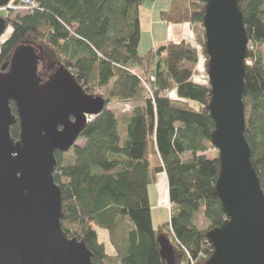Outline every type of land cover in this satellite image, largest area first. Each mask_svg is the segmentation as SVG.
<instances>
[{"label":"trees","instance_id":"1","mask_svg":"<svg viewBox=\"0 0 264 264\" xmlns=\"http://www.w3.org/2000/svg\"><path fill=\"white\" fill-rule=\"evenodd\" d=\"M35 1L38 8L28 14L2 16L12 31L0 44V68L15 48L29 44L47 67L63 65L87 95L105 103L86 123L78 137L84 143L75 144L72 155L54 152L66 236L84 244L91 264H166L160 234L173 243V264H204L212 252L206 234L227 218L214 192L219 162L211 143L210 87L193 79L199 59L206 70L204 31L196 45L170 40L139 54V7L152 0ZM238 4L251 46L244 137L264 194V0ZM204 13V0H171L159 17L165 24L202 28ZM112 101L131 103L130 115L116 114ZM11 110L17 117L12 103ZM19 134L17 119L10 135L18 141ZM158 173L166 177L170 220L153 228L147 189ZM196 215L206 228L196 225ZM101 231L111 253L99 240Z\"/></svg>","mask_w":264,"mask_h":264},{"label":"water","instance_id":"2","mask_svg":"<svg viewBox=\"0 0 264 264\" xmlns=\"http://www.w3.org/2000/svg\"><path fill=\"white\" fill-rule=\"evenodd\" d=\"M7 2L0 0V6ZM204 2L211 143L219 162L214 192L227 216L206 234L212 252L204 264H264V194L244 137L248 39L239 0ZM5 29L0 17V35ZM39 60L20 45L0 68V264H91L84 244L68 238L60 224L54 152L75 144L87 117L103 110L104 99L87 95L63 65L38 88ZM17 119L15 142L10 127ZM157 242L162 259L173 264L171 241L160 234Z\"/></svg>","mask_w":264,"mask_h":264},{"label":"rangeland","instance_id":"3","mask_svg":"<svg viewBox=\"0 0 264 264\" xmlns=\"http://www.w3.org/2000/svg\"><path fill=\"white\" fill-rule=\"evenodd\" d=\"M15 13H12V15H9L8 17L13 18L16 15H21V12H19V13L15 12ZM4 15H6V12H4L3 10H0V17H2ZM142 15H143L142 20H143L144 17H146V12L142 11ZM143 23L144 24H143L142 39H141V42H140V45L138 48L139 54H143L149 50V48H150L149 47V44H150L149 40L151 39V34H152V33L150 34L149 26L147 27L148 22L144 21ZM186 24H189V23H186ZM180 25H182V24H180ZM190 25H192V24H190ZM193 26H194V28L192 27L193 30L192 29L190 30L189 35H191L193 37V41L197 42V40L201 37V33H202L201 29L203 30V28H201L199 25L198 26L193 25ZM11 31H12V25L10 23L6 24V29H5L4 33L2 35H0V44H2L4 41H6L9 38V36L11 35ZM184 33H185V30H184ZM188 33H189V31H188ZM195 42H191V43L196 45ZM21 46L31 49L34 52V54H36V56H38L40 58V60L38 61V67H37V76L42 78L41 83L38 84V88H40L41 86L44 85V83H46V81L48 80V77L53 72H55V70L58 66H52V67L48 66L47 67L46 64L43 63V61L41 59V54L38 51V49H36L35 47H33L29 44H21ZM248 48H251V46L247 44V49ZM260 53H261V56H262L263 61H264V49L263 48L260 49ZM245 62H246V65L249 64V61L245 60ZM204 68H205V66L203 63V58L199 59L198 64L196 66V71H197V72H195L196 76H194L195 78H193L196 80V82L207 81V78H205L206 70ZM6 72H7V70L2 72V74L6 73ZM150 80H152V78H150ZM174 94H175L174 91L169 92L168 97L173 98L175 96ZM149 95H150V93H149ZM132 107H133L132 104L129 102L112 101L109 104V108L113 109L116 114H123L127 117L130 115V111L132 110ZM90 117L91 116L87 117L86 123H88L92 120ZM18 141H15V142H18ZM83 143H84L83 139H77L75 142V144H77V145H82ZM72 147L70 148L71 150L69 149L67 151L70 153V155L73 154ZM213 156H214V153H211V152L207 153L208 158H213ZM147 190H148V201H149V207H150V215H152L151 216L152 226H153V228H156L158 225H160L164 222H168L170 220L171 205L168 201V188H167L166 177L162 173H158L156 176V182L154 184L148 185ZM194 222L196 223V225H198L200 228H203V229L206 228V226H207L206 222L202 221L199 215L195 216ZM99 240H102L105 242V244H106L105 247H106L107 252L111 253L112 248L110 247V244L108 241V236H107V233L105 231L100 232ZM172 245H173V243H172ZM173 257H174V255H173Z\"/></svg>","mask_w":264,"mask_h":264},{"label":"crops","instance_id":"4","mask_svg":"<svg viewBox=\"0 0 264 264\" xmlns=\"http://www.w3.org/2000/svg\"><path fill=\"white\" fill-rule=\"evenodd\" d=\"M170 1L171 0H152V1L142 2L141 6L139 7V26H140L139 45L142 39L144 21L148 22L147 27L149 26L150 34L152 33L151 39L149 40L150 42L149 49L164 44L170 40H174V41L185 40L186 42H195L193 41V37L189 35L192 27L194 28L193 25L186 23L182 25H169V24H165L163 21L160 20L159 17L160 12L165 11L169 8ZM141 10L146 12V17H144L143 20H142L143 15ZM162 174L164 175V173Z\"/></svg>","mask_w":264,"mask_h":264},{"label":"built area","instance_id":"5","mask_svg":"<svg viewBox=\"0 0 264 264\" xmlns=\"http://www.w3.org/2000/svg\"><path fill=\"white\" fill-rule=\"evenodd\" d=\"M37 8L38 4L35 0H8L5 5L0 6V10L6 12V16L12 15L15 12H21V15L28 14Z\"/></svg>","mask_w":264,"mask_h":264},{"label":"bare ground","instance_id":"6","mask_svg":"<svg viewBox=\"0 0 264 264\" xmlns=\"http://www.w3.org/2000/svg\"><path fill=\"white\" fill-rule=\"evenodd\" d=\"M37 67H38V65H37ZM207 75V74H206ZM205 75V78H207V76ZM91 118V117H90Z\"/></svg>","mask_w":264,"mask_h":264}]
</instances>
